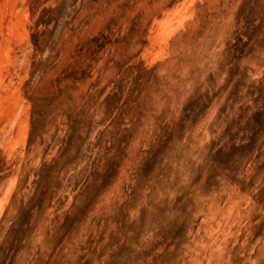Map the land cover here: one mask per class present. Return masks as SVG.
Here are the masks:
<instances>
[{
    "label": "rangeland",
    "instance_id": "1",
    "mask_svg": "<svg viewBox=\"0 0 264 264\" xmlns=\"http://www.w3.org/2000/svg\"><path fill=\"white\" fill-rule=\"evenodd\" d=\"M62 2L39 52L38 14ZM195 92L211 100L194 114ZM30 97L62 114L28 148ZM66 113L84 120L86 180L58 193L17 264H264V0H0V221L57 154Z\"/></svg>",
    "mask_w": 264,
    "mask_h": 264
},
{
    "label": "trees",
    "instance_id": "2",
    "mask_svg": "<svg viewBox=\"0 0 264 264\" xmlns=\"http://www.w3.org/2000/svg\"><path fill=\"white\" fill-rule=\"evenodd\" d=\"M66 2V0H64ZM70 7V5L68 6ZM64 9L63 2L61 5L56 7H44L41 9L38 17L36 19L37 26H43L42 29H36L32 32V43L35 49L39 52H43L45 48L48 47L49 37L47 39L42 38V35L46 33L47 28L50 24L59 25V22L63 20L64 16L69 17L70 15H56L59 11ZM36 10H38L36 8ZM233 36V35H231ZM231 36L227 39L228 49L227 53H241V46L231 43ZM239 37L240 34H239ZM105 33H100V35L94 36L90 39L91 45L97 46L99 48L104 47L107 44ZM244 41L241 39V44ZM237 46H239L237 48ZM226 53V54H227ZM239 56H242L239 54ZM191 62V61H190ZM39 69L37 66L32 70V75L37 73ZM194 71V70H192ZM191 71V72H192ZM76 70L73 69L64 78H76ZM63 79V78H62ZM61 80V79H60ZM197 92L191 96L190 101L196 100L195 111L192 113H200L208 105V92L206 94H201L197 99H193ZM33 102V108L31 113V128L28 137V148L33 145L43 144L44 133L46 132L45 127L49 123H53L57 120L61 113V101L56 99V97H47L37 101L36 98L30 97ZM210 102V101H209ZM187 112V109H185ZM68 122V129L65 136L57 137L60 148L57 154L51 158V160L45 159V154L40 162V164L34 168L27 171L23 177L20 178L18 183V190L22 188H27V180L29 178L30 172H34V178L32 180L29 192L23 193L18 197L19 191L16 190L13 194L12 200L8 205L3 218L0 221V233L4 229L5 235L0 240V264H17V258L20 253L27 251L29 246V240L34 236L38 226L47 219V211L54 205V200H62L58 197V193L62 189L71 188L72 191L76 190L78 187L84 185V180H86L85 171L88 167L86 164L81 169H77L81 160H83L88 155L85 153L81 146L73 147V137L76 131V127L79 124H83L84 120L74 117L70 113H66ZM183 118V117H182ZM86 119V118H85ZM2 161L3 158L0 156V173L2 172ZM75 170L73 173L69 171ZM62 172H65L62 174ZM88 180V179H87ZM65 197H68L64 194ZM87 200V199H86ZM85 200V202H86ZM80 205L73 203L71 208L68 209L64 217L66 222H64L60 227L57 228L51 234V228L49 225H43L44 233L47 238L56 239L60 236L59 233L66 230L69 224L72 222L73 217L76 216L79 211ZM81 208V207H80ZM10 210H13V214L10 218L7 217ZM54 222L57 218H54ZM4 222H8V225H4ZM53 222V223H54ZM60 229V231H59Z\"/></svg>",
    "mask_w": 264,
    "mask_h": 264
}]
</instances>
